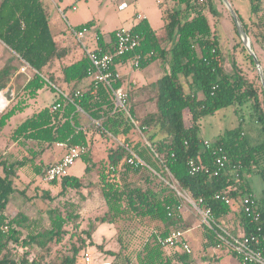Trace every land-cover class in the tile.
Returning a JSON list of instances; mask_svg holds the SVG:
<instances>
[{"label": "trees", "instance_id": "16d2710c", "mask_svg": "<svg viewBox=\"0 0 264 264\" xmlns=\"http://www.w3.org/2000/svg\"><path fill=\"white\" fill-rule=\"evenodd\" d=\"M174 3L177 6L163 13L166 41L170 45L163 44L165 39L160 40L144 18L133 27L143 35L141 45L134 52L115 59L117 64L139 53L142 55L140 67L159 60L166 69L165 74L144 87L149 94L148 100L157 105L155 110L137 116L134 106L129 105L130 113L136 116L141 126H146L144 135L149 145L127 113L115 108L110 92L104 87H94L88 75L91 61L86 50L79 59L60 66L61 79L67 88L55 85L59 61L66 58L70 50L52 33L43 0L0 1V40L18 60L23 64L27 62L34 71L17 91L13 103L0 112V130L13 116L25 111L30 100L37 98L42 89L49 87L55 93L49 104L28 115L10 135L13 142H35L38 149L31 147L28 157L15 162H9L0 153V264H77L81 253L88 248L104 249L103 241L95 240V233L103 224H107L108 229L113 224L117 229L120 251L106 250L114 257L128 252L131 243L126 239V232L119 233L120 224L143 226L144 230L139 235L141 239L145 236L141 247L134 257L127 253L126 264H195L191 253L165 247L157 240V233L166 235L172 230L188 229L177 208L180 197L166 181L171 179V175L193 199L199 201L203 198L201 206H211L219 221L231 208L215 194L229 187L232 189L227 196L236 200L238 207L244 194L254 195L264 218V188L261 195L256 196L246 177L248 173L255 172L264 182V140L251 144L242 127L237 126L221 135L215 147L203 149L198 132L199 121L204 116L235 103H250L252 115L260 123L264 136V90H259L241 70L226 71L220 39L207 14V9L216 13L212 0L204 3L200 0H174ZM251 4L252 13L257 16L256 20L251 19V25L238 14L246 31L264 49V6L261 0H251ZM85 25L91 27L93 23ZM115 31L111 33L109 42H105L103 34L98 31L95 50L113 52ZM240 45L254 64L242 41ZM13 69H18V66L9 64L0 69V89L7 87ZM182 77L186 79L188 90ZM122 80L115 85L123 86ZM58 103L60 106L52 110L51 107ZM186 111L191 114L190 125L185 121ZM99 132L102 136L116 139L107 149L106 157L95 162L91 148L93 137ZM59 142L64 143V150L74 145L87 146L88 150L82 157L87 161V172L96 170V183L104 210L86 226L82 225L84 217L80 210L69 201L65 202L64 211L58 208L49 210V227L40 226L37 220L21 212L8 217L5 210L16 191L13 176L17 167L29 163L35 173L45 174L47 165L42 159L40 162L35 159L46 148H52ZM125 145L151 168L130 164V151ZM219 147L227 155L226 167L219 175L205 171L190 172V159L212 166L218 155L213 152ZM59 180L60 195L84 186L82 179L70 174L51 183L57 184ZM44 195L50 197V192L46 190ZM239 215L244 232L251 233L254 226L243 212L239 211ZM202 229L204 247L225 248L213 229L206 225ZM134 232L135 229L131 231L133 235ZM260 234L264 252V225ZM229 251L242 262L237 253ZM110 264L121 262L115 260Z\"/></svg>", "mask_w": 264, "mask_h": 264}, {"label": "rangeland", "instance_id": "374dc122", "mask_svg": "<svg viewBox=\"0 0 264 264\" xmlns=\"http://www.w3.org/2000/svg\"><path fill=\"white\" fill-rule=\"evenodd\" d=\"M57 1L61 10L58 7L54 8L57 18L54 16L52 17V31L55 35H59L61 30L68 29L67 43L74 49L73 53L75 58L85 52V45H88V47L92 49L93 44L91 40L95 38L98 31L104 34L105 37L111 38V33L114 30L121 27L131 29L141 22L142 19L139 18V15L146 17V20L154 28L160 40L165 39L163 43L164 45H170V43L166 41L163 13L167 9L171 10L173 7L177 6V3H174V0H161L162 3H159V0ZM122 1H127L129 5L124 9H119V4ZM261 1L264 6V0ZM200 2L204 3L205 0H200ZM230 2L232 3L233 8L241 14L243 19L247 21L249 25H251V19H257V16L252 13L251 0H230ZM212 5L214 6L216 13H212L207 9V14L212 27L217 30L223 50L226 71L232 73L235 70H241L260 90V88H262V82L259 70L255 63L253 64L251 59L247 58L246 52L243 51L242 46L240 45L241 38L228 7L222 0H212ZM73 6L76 8L73 9ZM89 22H92L94 26H91L90 31L81 41L73 34L70 26L86 24ZM250 37L252 45L264 69V49L251 35ZM13 57V63L17 65L20 72L24 74L25 72L21 71L23 63L18 60L14 54ZM129 64L133 72L131 75L127 76V83L130 81H136L142 86L145 83L157 80L166 73V69L161 65L160 61H155L152 66L147 65L144 67H134L132 60ZM27 69V73H31L30 71L32 70L29 68ZM89 79H91V77H89ZM182 80L185 83V88L188 90L186 79L182 77ZM55 85L65 88L63 84H60L58 81H56ZM7 92L8 91H4V94ZM137 93L140 97L145 95L142 88H138ZM54 95L55 93L52 89L45 87L40 91V94L36 99L30 101L31 103L25 111L13 116L9 123L0 130V153L3 158H7L9 162H15L23 159V157L29 156L27 142H25V144L20 143L12 149H9L13 144V141L10 140V135L13 129L28 115L49 104L54 98ZM8 96H10V94H8ZM131 99L132 97L129 98V105H131ZM148 102L149 103L145 106H141L140 109L139 107L135 109L137 116L156 109L157 105L154 101L149 100ZM252 111L250 103H245L243 105L235 103L230 106L222 107L214 113L204 116L199 121L198 130L199 136L202 139V148H206L204 144L205 140L216 141L221 135L225 134L228 129L237 126L242 127V132L248 136L251 144L261 143L264 140V136L261 132V125L252 115ZM185 121L187 125L191 124V114L188 111L185 112ZM95 136L96 134L93 137L94 144L91 148V154L94 161L99 162L106 157L107 149L114 144L116 138L113 136H100L101 138H95ZM29 146L36 147L37 144H29ZM65 151L66 150L61 146L55 145L52 148H49L48 152L52 156H57ZM35 160L36 162H40V157H37ZM87 165V161L83 157H80L70 166V175L82 179L84 186L79 190L69 189L66 195L59 194L61 190L60 180L57 184H52L51 182L46 181L45 174L35 173L33 168L29 166V163L21 168L17 167L16 174L13 176L16 191L11 195L10 202L5 210L6 214L8 217H13L21 212L26 214L30 219L37 220L40 226L49 227V210L58 208L64 211L65 202L69 201L80 210L81 215L84 217L82 225L86 226L89 221L93 220L94 217L104 210L103 200L96 183V170L93 169L90 172H87ZM0 172H2L1 166ZM246 177L254 194L259 197L264 188L262 177L255 172L248 173ZM46 190L50 192V197L44 195V191ZM22 191H24V193ZM182 201L184 204L182 215L188 227L186 237L192 247L191 254L193 255L195 264H243L240 259L231 253L226 247H204L203 242L205 238L202 231L204 226L202 217L185 198H182ZM237 204L238 202L236 200L231 201V210L227 215L221 218V224L223 227L230 228L232 231L233 227H237L238 229L236 228L235 230L241 232V228L237 225L240 223L239 215L236 218L231 217L236 214ZM125 225L123 226V224H120L118 231L119 233L126 232V239L131 242L128 252H121L120 256L114 257L106 251L107 249H110L118 253L120 251V245L117 240V229L115 226L112 224L108 229V225L103 224L96 231L95 240L99 243L103 241L104 249H98L96 246L88 248L81 253L77 264H85L84 261L87 255L91 257L92 264H110L115 260L121 262V264H126L125 256L129 254L131 257H134L138 249L141 247L145 236L142 237V239L139 236L144 230L143 226L140 225L139 227H136L137 224ZM134 229L135 232L133 235L131 231ZM144 235H146V233Z\"/></svg>", "mask_w": 264, "mask_h": 264}, {"label": "built area", "instance_id": "2783aa9c", "mask_svg": "<svg viewBox=\"0 0 264 264\" xmlns=\"http://www.w3.org/2000/svg\"><path fill=\"white\" fill-rule=\"evenodd\" d=\"M161 0H159L160 2ZM127 1H122L119 4V9H124L128 6ZM75 9V7H73ZM139 18L144 19L142 15H139ZM90 26L83 25L80 28L71 27L73 34L79 39L83 40L86 34L90 31ZM98 36H96V42ZM143 35L134 31L133 28L129 29L126 27H121L115 31V50L113 52H101L96 51L95 49H90L85 46L87 55L91 61V66L88 69V75L91 77L93 85L96 89L104 87L106 88L112 97V100L115 104L116 109L123 110L130 117L132 123L139 130L141 135L144 137L147 144L150 145V142L144 135V130L146 126H141L139 120L135 115H132L129 110V98L130 95L123 86H116L115 83L123 78L122 72L118 69L117 64H115V59L117 57H122L127 53L134 52L142 43ZM142 55L136 53L132 58L133 66L140 67ZM31 66L24 62L22 66V71H25ZM61 93L67 97V94L63 91ZM60 104L53 105L52 110L59 107ZM204 144L206 148L211 149L216 146V141L205 140ZM57 145L63 147L64 143L59 142ZM126 148L130 151V156L128 162L134 166H148L145 160H143L135 151L129 148L128 145H125ZM88 148L86 145H74L69 147L64 155L57 161L52 163L47 167L45 172V180L52 182L56 179H61L62 177L69 175V168L75 162L77 158L82 157ZM222 148H217L214 150V154L218 155L215 158L213 165L204 164L198 162L194 159L188 161V166L190 172L196 173L199 171H205L211 175H219L226 167L227 155L222 153ZM166 181L175 189L177 195L180 197V203L178 204V210L182 213L183 210V201L182 198H185L189 204H191L195 210L202 217L203 224L213 229L218 238L224 243V246L228 250H233L237 253L238 256L242 258L243 264H264V252L262 241L263 237L261 232L263 230L264 218L262 217L261 211L258 209L257 198L252 194H244L240 198L239 209L250 223L254 226V230L246 234H235L228 228L223 227L221 220H217L214 215L213 208L211 206H201V203L204 201L203 198L199 201L192 198V196L186 191L183 190L177 180L171 175V179ZM232 188L218 192L215 194L217 199L231 203L232 199L227 196V193ZM169 212V215H171ZM158 242L165 247H174L180 249L183 252L192 253V247L186 238V231L181 229L172 230L170 233L163 235L157 233ZM85 264H92L91 257L87 255L85 257Z\"/></svg>", "mask_w": 264, "mask_h": 264}, {"label": "crops", "instance_id": "0c3cea01", "mask_svg": "<svg viewBox=\"0 0 264 264\" xmlns=\"http://www.w3.org/2000/svg\"><path fill=\"white\" fill-rule=\"evenodd\" d=\"M1 1V0H0ZM63 1V0H62ZM44 4H45V7L47 9V12H48V15H49V19H50V26H51V21H52V17H56L57 18V14L55 13V7H58L60 10L61 8L59 7V4H58V1L57 0H43ZM75 7V6H73ZM72 7V8H73ZM76 8V7H75ZM74 9V8H73ZM87 24V23H86ZM85 24H78V25H71L70 26V29L71 27H78L80 28L81 26H83ZM94 26V25H92ZM51 30H52V27H51ZM68 29L66 30H61V33L59 35H55L52 31V33L54 34L56 40L60 41L64 46L68 47L69 48V54L66 58H64L62 61H59V67L58 69H56V81H58L60 84H63V86L65 88L66 85L62 82V73L60 71V66L63 65V64H69L71 63L72 61L74 60H77L79 59L84 53H82L79 57L75 58L74 56V49L71 48V46L67 43V39H68V36H67V31ZM97 36V34H96ZM96 36L94 39H92V44H93V47L92 49H95L97 47V42H96ZM103 38L105 40V42H109L111 40V38H107L104 36L103 34ZM86 47H88V45H85ZM89 48V47H88ZM86 50V48H85ZM13 54L14 52L3 42L0 40V69L4 68L5 66L9 65V64H14L12 59L14 58L13 57ZM15 55V54H14ZM16 56V55H15ZM17 58V57H16ZM132 59L130 60H127V61H120L119 64L117 65L118 69L122 72V75H123V87L129 91V95L130 97H132L131 99V105L134 106V109L138 108L140 109L141 106H145L146 104H148L149 100V94L148 92L144 89V87H146L149 83L151 82H148V83H145L143 84L142 86L139 85V82H136V81H130L129 83L126 82V78L128 75H131L133 70L132 68H130V64L129 62L131 61ZM68 61V62H67ZM156 61H159V60H156ZM155 62V61H154ZM154 62H152L151 64H149V66H152L154 64ZM128 67V68H127ZM127 68V69H126ZM31 69V68H29ZM27 70L26 71H23L25 72L24 74H22L18 69H13L11 71V79L7 85V87L3 88V89H0V112L3 111L7 106H9L11 103H13L15 97H16V93L17 91L23 87L25 85V83L31 78V76L33 75L34 71L33 69H31L32 71H30L31 73H27ZM22 71V70H21ZM155 81V80H154ZM138 88H142V90L144 91L145 95H143L142 97L138 96L137 94V91H138ZM4 91H8L6 94H4ZM8 94H10V96H8ZM36 99V98H35ZM31 101V100H30ZM31 103V102H30ZM40 109V108H39ZM153 111V110H152ZM151 112V111H149ZM146 113V112H145ZM102 135L101 134H97L96 138H101ZM28 143L27 147L30 148L33 147V146H29V144L31 145H34L35 142L33 141H26ZM22 144V141H14L12 146L9 148V149H12L14 146L18 145V144ZM36 150L38 149V145L36 147H34ZM62 150V149H61ZM31 151V150H30ZM49 148H46L44 150V152L42 153V155L38 156L40 157V160L42 159L43 160V163L47 165V167L49 165H51L52 163L54 162H57L63 155L64 153L66 152H61L60 155H57V156H52L49 154ZM239 207L237 205V211H236V214L234 216H231L232 218L233 217H238L239 215ZM240 216V215H239ZM238 227L241 228V232H238V230H235L237 227H233V231L228 228L229 230H231L233 233L235 234H243L244 233V227H243V223H239L237 224ZM238 229V228H237ZM188 230H186L187 232ZM187 238V237H186ZM188 239V238H187Z\"/></svg>", "mask_w": 264, "mask_h": 264}, {"label": "water", "instance_id": "95a60500", "mask_svg": "<svg viewBox=\"0 0 264 264\" xmlns=\"http://www.w3.org/2000/svg\"><path fill=\"white\" fill-rule=\"evenodd\" d=\"M222 1L228 7V9H229V11L233 17V20L235 22V25H236L238 34L241 38V41H242L244 47L246 48L248 54L252 56L253 61L259 70V75H260L261 82H262V88L264 90V69H263L261 61H260V59H259V57H258V55H257V53H256V51L252 45L251 37H250L249 33L246 31L245 26H244L241 18L239 17L238 12L233 8V5L230 2V0H222Z\"/></svg>", "mask_w": 264, "mask_h": 264}]
</instances>
